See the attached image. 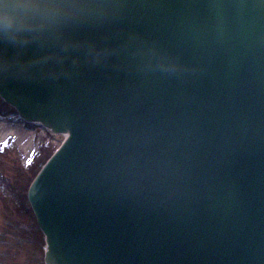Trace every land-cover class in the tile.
Listing matches in <instances>:
<instances>
[{
    "label": "water",
    "instance_id": "95a60500",
    "mask_svg": "<svg viewBox=\"0 0 264 264\" xmlns=\"http://www.w3.org/2000/svg\"><path fill=\"white\" fill-rule=\"evenodd\" d=\"M44 2L0 28V97L67 134L44 264H264V0Z\"/></svg>",
    "mask_w": 264,
    "mask_h": 264
},
{
    "label": "rangeland",
    "instance_id": "374dc122",
    "mask_svg": "<svg viewBox=\"0 0 264 264\" xmlns=\"http://www.w3.org/2000/svg\"><path fill=\"white\" fill-rule=\"evenodd\" d=\"M15 119L11 123L9 119L3 120V118H0V144H3L5 138L8 137L6 141L9 146L13 144L12 146L15 150L17 149L16 155L19 159V163L16 165L12 164L10 169H8V163L6 164L7 166L4 171L6 179L4 181L0 176V185L2 184L0 187V264H35L40 259L38 257V249L33 250L32 248L35 242L30 232L34 231V228L32 225L26 240L23 239L25 238L24 235L18 233L15 222L17 217L21 215L12 214L11 209L13 207L12 204L15 202L16 194L13 193L9 182L13 180L12 177L15 174H20L18 170L19 165L28 168L24 164L29 166L32 161L34 165H38L45 154L50 152V150H55L59 146L64 136H56L36 125H31L26 129L16 122L17 120ZM7 224L10 225L9 234H7V227H5ZM13 231H16V233H13ZM6 242L7 244H5ZM25 242L30 245L29 249L25 246ZM15 244L19 245L16 246Z\"/></svg>",
    "mask_w": 264,
    "mask_h": 264
},
{
    "label": "clouds",
    "instance_id": "9594fccd",
    "mask_svg": "<svg viewBox=\"0 0 264 264\" xmlns=\"http://www.w3.org/2000/svg\"><path fill=\"white\" fill-rule=\"evenodd\" d=\"M66 7L44 0H0V28L7 31L13 25L23 27L28 22L54 24L63 18Z\"/></svg>",
    "mask_w": 264,
    "mask_h": 264
},
{
    "label": "trees",
    "instance_id": "16d2710c",
    "mask_svg": "<svg viewBox=\"0 0 264 264\" xmlns=\"http://www.w3.org/2000/svg\"><path fill=\"white\" fill-rule=\"evenodd\" d=\"M34 172H35V168H33L32 170H30V177L34 174ZM38 232V231H37ZM41 234L38 232L37 233V237H38V239H40V242L42 241V238H41V236H40Z\"/></svg>",
    "mask_w": 264,
    "mask_h": 264
}]
</instances>
